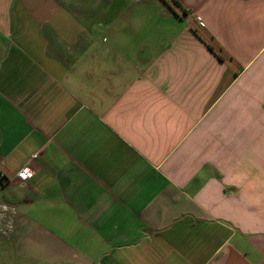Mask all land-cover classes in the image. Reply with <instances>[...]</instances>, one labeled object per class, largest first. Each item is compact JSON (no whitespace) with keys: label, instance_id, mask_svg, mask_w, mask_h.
Wrapping results in <instances>:
<instances>
[{"label":"crops","instance_id":"1","mask_svg":"<svg viewBox=\"0 0 264 264\" xmlns=\"http://www.w3.org/2000/svg\"><path fill=\"white\" fill-rule=\"evenodd\" d=\"M0 174L9 264H264V0H0Z\"/></svg>","mask_w":264,"mask_h":264},{"label":"built area","instance_id":"2","mask_svg":"<svg viewBox=\"0 0 264 264\" xmlns=\"http://www.w3.org/2000/svg\"><path fill=\"white\" fill-rule=\"evenodd\" d=\"M199 25H200V27H203V24L200 22L199 23ZM37 159V155L35 154V155H33V156H31V160L32 161H34V160H36ZM19 179L20 180H26L27 179V175H26V173H21V174H19ZM3 181H4V178H3V176L0 174V185L3 183Z\"/></svg>","mask_w":264,"mask_h":264},{"label":"rangeland","instance_id":"3","mask_svg":"<svg viewBox=\"0 0 264 264\" xmlns=\"http://www.w3.org/2000/svg\"><path fill=\"white\" fill-rule=\"evenodd\" d=\"M2 232H3V228L1 229L0 233H2ZM0 239H1V236H0ZM0 264H9V263H7V262L4 260V258L0 257Z\"/></svg>","mask_w":264,"mask_h":264},{"label":"trees","instance_id":"4","mask_svg":"<svg viewBox=\"0 0 264 264\" xmlns=\"http://www.w3.org/2000/svg\"><path fill=\"white\" fill-rule=\"evenodd\" d=\"M208 48H209L211 51H213L212 47H210L209 45H208Z\"/></svg>","mask_w":264,"mask_h":264}]
</instances>
